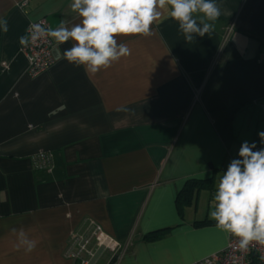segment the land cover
I'll use <instances>...</instances> for the list:
<instances>
[{
  "label": "crops",
  "instance_id": "1",
  "mask_svg": "<svg viewBox=\"0 0 264 264\" xmlns=\"http://www.w3.org/2000/svg\"><path fill=\"white\" fill-rule=\"evenodd\" d=\"M71 2L0 0V264H74L63 252L89 221L122 250L97 264H193L222 251L216 184L264 131V0H219L214 30L192 42L170 18L121 37L131 55L97 74L55 58L29 79L19 38L38 19L79 22ZM39 153L50 164L34 170ZM21 228L38 241L31 253L15 248Z\"/></svg>",
  "mask_w": 264,
  "mask_h": 264
},
{
  "label": "clouds",
  "instance_id": "2",
  "mask_svg": "<svg viewBox=\"0 0 264 264\" xmlns=\"http://www.w3.org/2000/svg\"><path fill=\"white\" fill-rule=\"evenodd\" d=\"M70 8L79 22L61 21L54 29L34 24L19 42L27 46L42 37L53 38L57 45L72 41L62 52L57 47L55 58L93 75L131 55L121 37L149 36L155 24L170 18L184 39L192 42L210 35L223 14L219 0H72ZM0 31H8L6 18L0 17ZM257 135L261 146L243 141L222 171L209 212L215 226L238 238L244 251L252 241L264 245V131ZM12 231L17 250L23 248L26 254L35 250L38 241L23 228Z\"/></svg>",
  "mask_w": 264,
  "mask_h": 264
},
{
  "label": "built area",
  "instance_id": "3",
  "mask_svg": "<svg viewBox=\"0 0 264 264\" xmlns=\"http://www.w3.org/2000/svg\"><path fill=\"white\" fill-rule=\"evenodd\" d=\"M39 24L49 28L44 19H38L28 24L23 35L29 34L32 25ZM231 27L227 29V35ZM56 42L51 37H42L34 43L23 46L19 43L21 53L27 63V77L36 79L50 70L55 65L54 49ZM257 61L264 63V50L258 54ZM264 113V98L257 102ZM50 157L45 153H39L31 158L34 170H42L49 166ZM121 246L116 240L109 237L96 223L89 221L83 231L74 232L69 238V245L63 252V257L74 264H97L99 258L104 254L117 259L121 255ZM193 264H264V245L256 241L249 244L248 250L244 251L238 247V238L228 234L225 248L217 253L209 255Z\"/></svg>",
  "mask_w": 264,
  "mask_h": 264
},
{
  "label": "trees",
  "instance_id": "4",
  "mask_svg": "<svg viewBox=\"0 0 264 264\" xmlns=\"http://www.w3.org/2000/svg\"><path fill=\"white\" fill-rule=\"evenodd\" d=\"M187 193H188V188H187V189H184V190L181 192V194H182L183 197L186 196Z\"/></svg>",
  "mask_w": 264,
  "mask_h": 264
}]
</instances>
